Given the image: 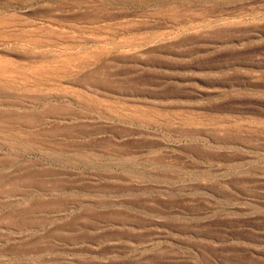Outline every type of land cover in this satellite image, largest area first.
<instances>
[{
	"label": "rangeland",
	"instance_id": "374dc122",
	"mask_svg": "<svg viewBox=\"0 0 264 264\" xmlns=\"http://www.w3.org/2000/svg\"><path fill=\"white\" fill-rule=\"evenodd\" d=\"M0 264H264V0H0Z\"/></svg>",
	"mask_w": 264,
	"mask_h": 264
}]
</instances>
